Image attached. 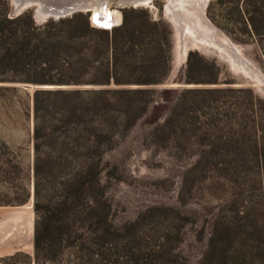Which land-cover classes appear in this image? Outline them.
<instances>
[{"label": "rangeland", "instance_id": "1", "mask_svg": "<svg viewBox=\"0 0 264 264\" xmlns=\"http://www.w3.org/2000/svg\"><path fill=\"white\" fill-rule=\"evenodd\" d=\"M4 2L15 16L13 2ZM145 3L100 7L112 14L109 29L90 22L94 11H79L89 27L114 29L106 83L87 72L78 85L47 84L65 77L27 59L0 68V204L24 203L34 218V89L107 90L111 132L99 174L105 231L85 213L78 235L66 236L51 259L19 252L0 264H264V85L213 46L180 49L168 1ZM205 5L215 42L226 49L225 36L264 76V0ZM36 8L26 3L19 13L35 25L57 19L37 17ZM123 10H132L124 22ZM63 175L51 169L42 194L57 198Z\"/></svg>", "mask_w": 264, "mask_h": 264}, {"label": "trees", "instance_id": "2", "mask_svg": "<svg viewBox=\"0 0 264 264\" xmlns=\"http://www.w3.org/2000/svg\"><path fill=\"white\" fill-rule=\"evenodd\" d=\"M4 10L5 2L0 0V68L23 66L27 59L65 77L44 81L47 84L78 85L87 72L101 83L110 78L114 29L89 27L81 12L35 25L28 12L8 17ZM127 12L132 10L122 11V22ZM108 95L102 89L61 87L32 92L34 260L51 259L66 236H77L85 213L106 229L107 204L99 174L111 142ZM42 144L46 152L40 150ZM53 168L64 174L55 199L42 194V180L46 185Z\"/></svg>", "mask_w": 264, "mask_h": 264}, {"label": "bare ground", "instance_id": "3", "mask_svg": "<svg viewBox=\"0 0 264 264\" xmlns=\"http://www.w3.org/2000/svg\"><path fill=\"white\" fill-rule=\"evenodd\" d=\"M130 1H132L133 3L146 4L145 2L148 0H130ZM167 1H168V6H166L167 7L166 15H168V18H170L174 23V25L179 29V33L182 34V38L184 40L183 44L187 43L189 45H193L200 48L206 46L215 47L216 49L220 50L219 55L225 57V59L228 58L231 64L233 65L235 64L236 68H238L239 70L243 72L246 71V74H248V76H251L253 82L264 85V76L261 75V73L258 72L253 66H249V63L247 61L245 63H242V62H238L237 59L231 58L232 52L236 53L237 55L236 51H238V48L233 46V44L225 36H222L219 33L226 49H224L215 42L216 41V36H214L215 28L208 21H206L204 17V8L206 6L205 4L207 0H167ZM176 1H178V3H176ZM24 3L26 4L27 2ZM179 3L180 5H177ZM182 5L184 6V8H182L183 7ZM100 7L102 6L96 7L91 10V12L94 11V13L93 16L90 17V19H92V21L97 25L111 24L113 21L111 12L109 13L107 9L100 11L99 10ZM173 8L175 9V11ZM35 15L39 18H42L45 15L43 11L39 9L38 4L35 10ZM236 55L234 54L235 57Z\"/></svg>", "mask_w": 264, "mask_h": 264}, {"label": "crops", "instance_id": "4", "mask_svg": "<svg viewBox=\"0 0 264 264\" xmlns=\"http://www.w3.org/2000/svg\"><path fill=\"white\" fill-rule=\"evenodd\" d=\"M33 221L24 203L0 204V260L19 252L32 254Z\"/></svg>", "mask_w": 264, "mask_h": 264}, {"label": "water", "instance_id": "5", "mask_svg": "<svg viewBox=\"0 0 264 264\" xmlns=\"http://www.w3.org/2000/svg\"><path fill=\"white\" fill-rule=\"evenodd\" d=\"M11 1L14 4V15H17L19 13L20 9L25 5L24 2H27L28 4L37 3L39 9L42 10L43 13L45 14L42 18H47V17L59 18V17L69 16L79 11L89 12L96 7L103 6L108 3L120 9L135 7L138 4H143V3H133L130 0H11ZM177 33L178 35L176 38L178 40V46L181 49L185 46L186 43L183 44L184 40L182 36L180 37V33L179 32ZM236 52H237V58L234 56L233 52L231 53V58L237 59L238 62L245 63L246 61L240 55L239 50ZM231 66L236 68L235 64L234 65L232 64ZM245 72L244 74H246Z\"/></svg>", "mask_w": 264, "mask_h": 264}, {"label": "built area", "instance_id": "6", "mask_svg": "<svg viewBox=\"0 0 264 264\" xmlns=\"http://www.w3.org/2000/svg\"><path fill=\"white\" fill-rule=\"evenodd\" d=\"M89 20H90V22H91L94 26H96V27H98V28L109 29V28L112 26V23L109 24V25H105V24H103V25H97V24H95V23L92 21V19L89 18Z\"/></svg>", "mask_w": 264, "mask_h": 264}]
</instances>
